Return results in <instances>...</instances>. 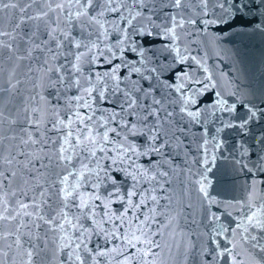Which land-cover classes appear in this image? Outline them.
Here are the masks:
<instances>
[{
	"label": "water",
	"instance_id": "water-1",
	"mask_svg": "<svg viewBox=\"0 0 264 264\" xmlns=\"http://www.w3.org/2000/svg\"><path fill=\"white\" fill-rule=\"evenodd\" d=\"M28 2L17 0L16 9L0 12V30L12 33L14 37H0L12 45V51L0 49V172L4 173L0 176V196L7 200L11 214L15 215L12 210L19 209L22 202L29 205L27 211L34 215L21 214L14 221L0 222V232H15L22 221L27 227L20 228V240L24 250L34 252L32 264H81L74 257L71 260L68 257L71 248L79 243L80 232L66 226L73 243L70 248L61 249L59 242L63 233L50 230V225L45 223V220L57 217L63 206L58 192L62 187L59 179L72 172L69 183L73 184L82 165H88L90 169L97 166L96 158L79 148L75 153L69 149L67 155L72 156L71 164L57 159L64 137L71 131L73 135L68 139L74 144L77 129L83 127L76 124L57 131L58 121L63 120L66 124L69 118L75 119L73 113L80 112L92 115L93 119L88 123L96 133L102 135L104 132L105 128L100 125L105 119L110 121L106 127L120 132L119 136L110 133L112 143L106 147L115 148L124 141L126 146L134 145L138 152L144 153L139 156L130 153L134 164L129 162V171L144 173L138 175L141 182L135 188L138 195L133 197L135 203L142 199L144 202L138 209L129 210L123 222L108 220L101 200L92 201L95 208L89 207L83 214L78 207L71 206L78 201L70 202L64 209L69 217L79 218L73 222L81 231L87 229L84 239L88 251L83 245L77 249L85 264H91L89 251L108 253L98 257L99 264H231V257L217 255L223 247H231L227 243L231 233L216 236L217 225L233 226L236 219L248 213L249 210L241 205L247 202L253 184L256 195L252 210L264 206V160L261 159L264 158V0H207L206 8L200 0H186L182 9L173 7V0H144V6L125 0L127 6L121 7L120 12L105 11L103 16L97 17L108 29V39L98 38V32L102 30L96 25L87 26L93 33L91 36L79 24L69 25L64 16L59 15V10L50 12L43 20H27L20 28H15L22 16L47 11V4L52 0H36L27 13H21L19 9ZM96 2L100 7L90 9L92 14L104 8V0ZM129 9L142 13L141 18L133 21L135 28L153 33L149 36L128 29V44L134 43L138 50L144 51V56L126 50V61L139 67L141 73H132L129 78L128 70L121 69V88L138 97L139 105H147L134 109L131 116L121 111L124 101L121 92H109L105 100H100L94 91L96 99L93 101L83 91L97 86V73L102 74L111 68L103 57L97 63L81 64L82 75L76 74L80 77V88L73 83L71 70L76 53L86 51L84 45L90 46L91 41H95L106 49L115 43L117 36L121 35L115 26L119 25L121 29L127 26L119 16H127ZM66 12L67 8L65 15ZM173 16L185 21L183 28H176V40L166 32L172 27ZM189 20L197 23H187ZM207 20L218 22L205 24ZM57 23L62 30L71 33L70 40L81 42V48L77 49L73 42L64 40L59 31L55 35L63 44L56 47V41L50 39L48 32L51 31L50 25ZM175 49L187 59L178 62ZM113 63H120V60L114 59ZM180 73H187V76L183 88L177 92ZM61 76L65 80L63 85L59 83ZM197 80L201 83H194ZM112 83L108 81L109 88ZM135 88L147 89L150 94L145 97ZM200 89L203 91H197ZM81 95L92 103V109L78 107L75 98ZM182 96L195 100L187 108L188 111H200L198 122L180 112ZM153 99L160 100L161 104L154 105ZM217 101H223L224 108L233 110L225 111ZM80 104H83L82 100ZM155 109H159L160 117V133L155 143L157 146L164 144L159 152L149 148V129L157 121L154 116L144 119ZM114 112L120 116L111 121ZM168 112L173 115L167 116ZM253 112L255 116H252ZM121 118L129 122V129L136 125L134 135L120 126ZM37 119L39 125L29 123ZM103 155L97 152V157ZM108 155L115 153L109 152ZM5 158L12 162L8 163ZM100 163L111 165L110 160H101ZM129 165L112 167L107 174L116 180V184L108 180L95 190L105 197L114 187L120 189L118 196L112 198V213L122 212L126 207V201H121L119 196H125L134 183L121 170ZM200 180H204L212 203L199 192L195 181ZM94 183H97L96 176L89 173L81 181L79 191L93 192L91 185ZM35 213L45 220L39 219ZM213 214L220 216V221L213 222ZM59 222L57 217L56 223ZM138 229L146 235L141 236ZM250 231L264 237V233ZM112 232L120 238L106 239ZM133 232L141 240L153 243L129 246L122 237L127 234L131 238ZM14 239L15 236H11L7 241H0V249L8 252L7 256L0 255V261L5 264H13L14 259L20 264L15 247H6ZM252 243L255 242L237 248L235 252L240 255L236 259L245 264H251L252 260L264 264V251L253 248ZM259 243L264 244V239Z\"/></svg>",
	"mask_w": 264,
	"mask_h": 264
},
{
	"label": "snow or ice",
	"instance_id": "snow-or-ice-1",
	"mask_svg": "<svg viewBox=\"0 0 264 264\" xmlns=\"http://www.w3.org/2000/svg\"><path fill=\"white\" fill-rule=\"evenodd\" d=\"M36 0H29V2L19 9L21 13H27L28 8L34 4ZM132 3L134 5H140L144 6V0H132ZM186 0H173L172 6L176 9H182L185 6ZM200 4L207 7V0H200ZM54 5V6H53ZM115 5V6H114ZM125 0H119V3H117V0H104V8L97 14H92L90 12V9H93L94 7H100L99 3L96 2V0H61V2H56V0H52V3L47 4V11H41L37 13L35 16L25 15L22 16L20 22L15 25V28H20L22 24H24L27 20H43L45 17H48L50 12H57L59 10V15L64 16L66 22L69 25L75 26V24H79L81 29L83 31H88L89 36H91L93 33L92 31L87 27L89 25H96L98 26V29H101L102 31L98 32V38L99 36H103L105 39H108L110 36V33L107 28H105L104 22L99 20L98 16H103L105 14V11L111 12V13H118L120 12L121 7H126ZM18 7L17 0H0V12H3L5 9H16ZM221 8H223V5H220ZM67 8V12L65 15V9ZM227 11V10H225ZM207 15V12L204 13ZM142 17V13L140 11H134L133 9H129L128 15L125 16L121 14L119 16V19L121 21L126 22V27L121 29L119 25L115 26V29L118 30L121 35L117 36V39L113 45L108 46L106 49L101 48L95 41H91L90 46L84 45L86 48L85 52H77L75 55V60L71 64V70L72 74L74 76L73 83L76 84L78 88L82 87L80 83V77L76 76L77 73H80L82 75V67L81 64L84 62L88 63H97L100 59V57H103L104 60L111 65V68L109 70H106L104 73H97L96 74V83L97 86L93 87H87L84 88L83 91L87 94L88 97H91L94 101L96 97L93 96V92H97L100 100L106 99V94L111 92L112 94H115L116 92H121L124 97L123 104H121V111L124 113H127V115L131 116L133 114V110L137 107H147V105H139L138 104V97H133L132 94L121 88V82H122V76L120 75L121 69H127L129 78H131L132 73H141V69L139 67H135L130 62L126 61L125 58V52L126 50H130L133 52H138V55L143 57L144 51L138 50L135 46V44H128V37H129V28H132L133 32L139 31V34H146V35H153L151 31L145 32L143 29L137 30L135 26L133 25V21H136L138 18ZM150 19V18H149ZM172 27L168 28L166 30L167 34L173 39H178V36L176 34V28H183L185 21L183 19L177 20L176 16L171 17ZM218 21L214 20H207L204 21L205 24H216ZM187 23L190 24H196V20H189ZM51 31L48 32V36L50 39L56 41V47L60 48L63 44V41L58 38L57 35H55L58 31L60 35L64 37V40H70L71 33L69 31H64L60 28V25L57 23L55 25H50ZM8 36L10 39L14 38L12 33L5 32L0 30V37ZM70 42L74 43V47L79 49L81 48V42L78 40H70ZM39 47V46H37ZM8 48L9 51H12V45L11 43H8L4 41L3 39H0V49ZM177 52V55L179 57L178 62H182L187 59V57L180 55L179 49H175ZM51 51V49H49ZM106 53H110L111 55H107ZM31 55V53H29ZM19 58V57H18ZM114 59H119L120 63H113ZM59 71V69H57ZM153 72L156 71V69H152ZM187 76V73H180L179 79L181 80V83L176 86V91L180 92L183 88V80ZM147 79V77H143ZM112 81L110 88L108 86V81ZM59 83L63 85L65 83L64 77L61 76L59 79ZM194 83H201V81L197 80L194 81ZM55 86V84H53ZM170 87L171 85H166ZM206 87V86H205ZM152 86L149 85V89H151ZM135 91L141 92L145 97L150 94L149 90L143 89V88H135ZM197 91H203V89L197 90ZM219 95V94H217ZM77 100L78 107H84L87 109H92V103L85 98L84 95L77 96L75 98ZM83 101V104H80V101ZM182 100V106L180 107V112L186 114L192 121L198 122V118L200 117L201 113L200 111H188L187 105L190 103H195V100L190 97H181ZM152 103L154 105H160L161 101L153 99ZM220 108L224 109L225 111H232V108H224V102L223 101H217ZM34 112H36V109H33ZM159 109H155L151 112H148L147 115L144 116V119L147 120L148 116H154L155 120L157 121L156 124L153 125L152 129H149V140L151 143L149 144V148L151 151L159 152L161 148L164 146L163 143H161L159 146L156 145L155 141L159 138L160 133V126H159V120L160 117L158 115ZM255 112L252 113V116H255ZM173 115L172 112H168L167 116L171 117ZM73 116L75 119L69 118L68 122L65 124L63 120L58 121V125L56 127L57 131H60L61 127L66 128H72L76 124H80L83 127L78 128L76 135H75V143H71L68 139V137L72 136L73 133L69 131L68 135L64 137V143L60 145L59 148V154L57 156V159L61 162H67L68 164L72 163V156L67 155L69 152V149L75 153L76 149H81L82 151H88L90 156L92 158H96L97 160V166L95 169H90L88 165H82L81 170L78 174V179L75 183L70 184L69 183V177L73 175L72 172H68L67 175H63L59 179V183L62 185V187L58 190L60 199L63 202V206L61 207L60 211L57 214V217L59 218V223H56L57 217H52L49 220H45V218L42 215H39V213H35V215L41 219L45 220V223H48L50 225V230L56 231L59 230L63 233L60 237L59 247L61 249L64 248H70L73 241L71 240V237L69 236L68 232L66 231V226L71 229H75L80 232V236L78 237L79 243H75V247L71 248V250L68 252L69 259L75 258L77 261H81V264H85V261L82 259L80 252L77 251V249H80L81 246H84V250L88 251L87 245L85 243V234L87 232V229H84L81 231L80 228H78L77 223L73 222V219L78 220L79 218H71L69 215L64 211V209L68 208L70 205V202L72 201H78V203H72V207H78L80 209L81 214L84 213L85 209H88L89 207L95 208L94 205H92V201L94 200H101L104 205V215L107 216L108 220H120L123 222V220L127 217V213L131 209H138L140 205L144 202L143 199L140 201V203H135L133 201V197H136L138 193L135 191L136 185L139 184L141 181L138 179V175H144L143 172H131L129 171V162L131 161L134 164V161L132 160V155L135 154L136 156L142 155L144 153L138 152L136 147L134 145H127L124 141L120 142L115 148H108L107 145L112 143V139L110 138V133H115L117 136L120 135V132L117 131L116 128L106 127V125L109 124V120L105 119L104 123L100 125V127H104L105 130L102 133V135L96 133L92 126L89 125L88 121H91L93 119L92 115L88 114H81L80 112L73 113ZM120 116L119 113H112L111 115V121H116L117 117ZM30 124H37L39 125L40 121L37 120H30ZM120 126L129 129V122L127 120H124L123 118L119 121ZM247 123V121H245ZM230 126V125H229ZM243 127V124L241 125ZM131 134H135L137 131L136 125H131V128L129 129ZM29 140H31V136H29ZM28 141H25L27 143ZM35 143V141H32ZM205 144L207 141L204 142ZM97 152L104 153L102 157H97ZM109 152H114L115 155L109 156ZM77 155L79 153H76ZM14 159V157H13ZM264 160V158H261ZM8 163H11L12 161L8 158H5ZM101 160H110L111 165H102L100 163ZM208 162L205 161V164ZM121 165H129L127 167L121 168L122 171L126 173L127 176L131 177L132 181L134 183L132 184V189L129 190L125 196H119V199L121 201H126V207H124L122 212L119 213H112L111 210V203L112 198H116L118 194L120 193V189L118 187H114L113 190L105 197H102L98 191L102 183L107 182L108 180H111L113 185L116 184V180L113 179L111 176H109L107 173L112 167H120ZM104 173L103 176H101V173ZM89 173H93L96 176L97 183H94L91 185V187L94 189L91 193H83L79 191V188L81 187V181L85 180V178L88 176ZM4 173L0 172V176H3ZM14 176L15 173H12ZM7 178V177H6ZM207 178L204 177V180ZM204 180L195 181L196 184L199 185V192L203 194V198L207 200L209 203H212L211 197L207 191V187L204 183ZM87 182V181H85ZM43 196V193H41ZM255 195H256V188L255 184H253L252 189L249 191L248 200L246 203L242 204L241 207H246L249 211L246 214H242L240 218L236 219L233 226L225 227L222 224H218L216 228V236H223L226 233H231V239L227 241L231 247H223L217 255L220 258L224 257H231V264H245L244 261H240L236 259V256L240 255L239 252H235L237 248H243V246L247 243H252L253 248H258L261 251H264V244L259 243L260 239H264V237H258L257 235L253 234L252 231L254 230L257 233H264V206H261L260 208H257L255 211L252 209L255 207ZM155 199V197H152ZM0 206H2V210H0V222L3 221H14L17 219L18 216L21 214L24 216H32L33 213H30L27 211L29 208L28 204L19 203V209H13L12 211L15 212V215L11 214L9 208H8V202L4 197L0 196ZM38 208L39 206L36 205ZM228 215H231L229 213ZM147 219V218H146ZM220 216L213 214L212 221L217 222L220 221ZM21 227H27V225L23 224L21 221V225L16 227L15 232L8 231L6 233L0 232V241H7L9 237L15 236V239L12 241V243H7L6 247L8 249H15L17 250V254L20 257V264H32V257L34 255V252L29 250H24L23 246L21 244L20 240V228ZM38 227V225H37ZM141 231V236H145L146 234L143 232L142 229H138ZM101 231H104L103 228H101ZM107 238H120L116 236L115 232L109 233L106 236ZM129 246L135 247L136 243H147L152 244L153 242L151 240H141V237H138L135 235V233H131V238L127 234H125L122 237ZM67 241V242H66ZM158 246V245H157ZM112 251H117V249H112ZM143 251V249H141ZM235 252V254H234ZM108 253L106 251H89V256L91 257V264H99L98 257L106 256ZM0 255L7 256L8 252L3 251L0 249ZM0 264H5L4 261H0ZM13 264H16V260H13ZM251 264H261V261L252 260Z\"/></svg>",
	"mask_w": 264,
	"mask_h": 264
}]
</instances>
